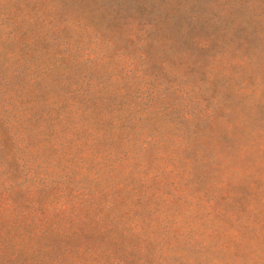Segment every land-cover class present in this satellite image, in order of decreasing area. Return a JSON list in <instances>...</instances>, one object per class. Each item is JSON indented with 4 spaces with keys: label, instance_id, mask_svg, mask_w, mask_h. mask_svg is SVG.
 Instances as JSON below:
<instances>
[{
    "label": "rangeland",
    "instance_id": "374dc122",
    "mask_svg": "<svg viewBox=\"0 0 264 264\" xmlns=\"http://www.w3.org/2000/svg\"><path fill=\"white\" fill-rule=\"evenodd\" d=\"M0 146V264H264V0H0Z\"/></svg>",
    "mask_w": 264,
    "mask_h": 264
},
{
    "label": "trees",
    "instance_id": "16d2710c",
    "mask_svg": "<svg viewBox=\"0 0 264 264\" xmlns=\"http://www.w3.org/2000/svg\"><path fill=\"white\" fill-rule=\"evenodd\" d=\"M208 46H209V42H206L205 44L202 43V44H199V45H198V47H199L200 49H207ZM1 149H3V146H0V150H1Z\"/></svg>",
    "mask_w": 264,
    "mask_h": 264
}]
</instances>
